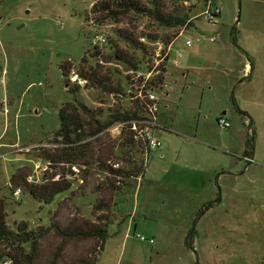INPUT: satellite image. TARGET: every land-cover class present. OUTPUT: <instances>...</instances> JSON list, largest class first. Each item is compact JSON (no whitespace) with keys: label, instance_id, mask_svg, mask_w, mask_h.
<instances>
[{"label":"rangeland","instance_id":"rangeland-1","mask_svg":"<svg viewBox=\"0 0 264 264\" xmlns=\"http://www.w3.org/2000/svg\"><path fill=\"white\" fill-rule=\"evenodd\" d=\"M100 1L0 0V198L5 201L7 225L16 230L25 222L37 231L52 223H96L97 216L106 215L97 205L108 199L112 178L96 159L80 169L52 167L44 160L45 152L53 153L59 146L55 143L59 110L67 102L82 104L100 124L138 109L143 117L147 114L143 104L139 108L135 103L142 89L126 78L129 74L136 78L134 69L117 58L100 62L121 87L120 93L108 94L84 87L86 82L76 74L80 60L94 47L111 56L117 45L118 51L141 60L137 69L145 73L158 45L164 53L173 43L171 56L183 49L186 55L179 61L192 63V72L181 78L186 70L181 63L179 68L171 66V56L160 63L166 82L169 77L180 79L177 86L153 90L159 101L156 137L161 146L148 152L137 133L143 126H136V131L131 129L134 145L125 150L122 131L135 120L114 121L91 138L94 158L106 164L144 162V176L139 181L127 178L117 197L112 208L116 219L108 226L96 264H264V0H137L146 9L158 4L164 14L187 16L176 38L177 29L160 26L149 14L136 11L117 23L107 19L97 23L101 17L89 10ZM215 8L220 13L210 22L207 13ZM114 30L132 34L149 49L136 51L117 39ZM99 34L105 43H94ZM217 35V42L185 46L187 39ZM66 62L73 66L64 77L60 66ZM245 63L252 70L243 75ZM76 84L79 89L70 92ZM221 116L229 128L218 124ZM20 168L28 173L31 185L66 173L71 188L49 205L23 188L15 189L20 190L16 195L9 179ZM60 243L53 230L47 233L39 241V257L33 264H47ZM95 244V240L67 243L56 264L86 257Z\"/></svg>","mask_w":264,"mask_h":264},{"label":"trees","instance_id":"trees-1","mask_svg":"<svg viewBox=\"0 0 264 264\" xmlns=\"http://www.w3.org/2000/svg\"><path fill=\"white\" fill-rule=\"evenodd\" d=\"M182 2L187 0H181ZM136 11L140 14H149L160 26L167 28H175L177 32L174 38L178 37L179 31L187 22V16L181 14H173L168 12L164 14L161 12V6L153 4L152 9L143 8L141 3L137 0H102L92 4L89 13L99 15L101 19H95L97 23L103 22L105 19L114 23L119 22V18L128 14L129 12ZM87 17V14L85 18ZM115 36L128 42L136 51L145 52L149 49L147 46L139 43L136 37L132 34H125L123 30H114ZM142 38V37H141ZM168 40L166 44H169ZM170 45V44H169ZM113 55L103 54L98 47H94L91 51L86 50L80 65L76 71L77 76L86 82L84 86L88 88H97L108 94H115L121 92V87L112 81L113 72L109 69L103 71L100 62L108 63L110 60L116 59L126 64L130 69L137 71L141 60L138 61L136 57L128 55L126 51H118V46H113ZM148 55L152 56L151 53ZM88 58L95 59L94 64H90ZM136 59V60H135ZM73 64L71 62L63 63L60 66L62 74L67 77L72 70ZM161 66V65H160ZM2 69L0 67V78ZM127 80L136 82L137 90L142 89L143 95L151 88L163 85L166 80L165 71L161 68L157 74L156 82H150L142 88L143 78H135L126 75ZM130 82V81H129ZM130 82V83H131ZM79 86L76 84L70 92H76ZM139 98V97H137ZM139 100H141L139 98ZM136 101V105L142 108V101ZM143 106H145L143 104ZM140 109L132 113H125L124 115H116L112 121H107L100 124L94 119L92 112L82 104H75L73 102L65 103L58 113L59 129L56 134V144L58 148L53 153L45 152L43 154L44 160L48 161L52 167L58 164L63 166L68 165L72 167L82 168L90 167L95 159L99 162V167L107 170V174L112 178L109 182L110 188L108 199H102L97 208L106 210L105 216H97L98 221L93 223L88 220H83L79 224L68 223L65 226H60L58 223H52L47 228H39L37 231L28 227L27 223L21 222L17 225L16 230H12L7 225V214L5 201L0 198V264H33L39 257V241L51 230L54 234L61 239V243L56 247L53 257L48 260L47 264H56L60 255L63 253L67 243L71 241L95 240L96 244L91 251L88 252L86 257L76 258L70 264H96L99 256L104 251L106 239L108 237V226L111 225L116 219V214L113 212V206L117 201V197L122 193L129 177H140L144 174V162L136 163L127 159L124 166L114 168L112 162L102 161L100 158H94V151L92 148L91 138L97 137L106 128H108L114 121L126 123L128 120H138ZM139 112V113H138ZM218 121V120H217ZM250 124V123H249ZM125 137V150L132 148L134 141L131 136V126L128 125L122 131ZM252 137V136H251ZM59 138V140H58ZM134 138V137H133ZM140 150V149H139ZM49 152V151H48ZM127 152V151H126ZM129 156V155H128ZM117 162V161H116ZM28 173L20 168L14 172L10 179V188L15 192V189H25L28 193L38 202L49 205L58 195L63 194L71 188V181L66 179V173L54 174V177L45 178L44 183L40 185H31L27 183ZM119 184V185H117ZM111 197L114 198L110 204ZM110 199V200H109ZM109 200V201H108Z\"/></svg>","mask_w":264,"mask_h":264},{"label":"built area","instance_id":"built-area-1","mask_svg":"<svg viewBox=\"0 0 264 264\" xmlns=\"http://www.w3.org/2000/svg\"><path fill=\"white\" fill-rule=\"evenodd\" d=\"M219 10L217 8H215L214 10L210 11L209 13H207V19L210 22H214L215 18L219 15ZM219 36H210V37H205V36H196L193 39H187L185 41V46H191L194 43H199L202 40H209L210 42L214 43L217 42L219 40ZM141 42H144V38H140L139 39ZM106 38L103 34H99L95 37L94 39V43L95 44H103L105 43ZM163 47L161 45H158V48L155 52V56H153V65L152 67H146L145 69V73H139L140 70H137L136 72V77H142L143 78V82H142V88L149 84L150 82H155L156 81V76L159 73V66L160 63L164 61V59L166 57H170L171 56V45H169L167 47V49H165V52H162ZM184 54V51L182 49H179L176 52L175 58H173L171 56V66L179 68L180 66V61L179 58L182 59ZM167 86L166 81L164 82L163 85H160V87L165 88ZM155 88H151L149 91H147L145 93V95H143L141 92L138 93V97L141 99L142 103L145 105L144 109L146 111V115L140 116L138 120H135L132 122V127L131 129L136 131V126H140L143 128H140L137 133H139V136L141 138V140L145 143L146 145V149L150 150V149H156L158 147L161 146L160 141L156 138L155 136V132L156 130H158L160 128V126H158L157 124V120H156V113L159 110V101H158V97L156 96L155 92L153 91ZM218 124L223 127V128H229L230 124L229 122L224 118V117H219L218 118ZM246 160H248L249 162H252V157L251 156H245ZM119 165L115 164L113 165L114 168H117ZM20 192V190L15 191V194L18 195ZM137 238H139L141 241H147L146 238H144L143 236H138ZM149 243H153V240L150 239L148 240Z\"/></svg>","mask_w":264,"mask_h":264},{"label":"crops","instance_id":"crops-1","mask_svg":"<svg viewBox=\"0 0 264 264\" xmlns=\"http://www.w3.org/2000/svg\"><path fill=\"white\" fill-rule=\"evenodd\" d=\"M173 44V43H172ZM172 44H171V46H172ZM183 50V49H182ZM184 51V50H183ZM185 55H186V52L184 51V54H183V58L185 57ZM181 63V66H182V68L184 69V70H186V71H183L182 72V77L181 78H187L190 74H191V72H192V63H190V62H188V61H185V62H180ZM249 68H250V70H252V67H251V65L249 64V63H245V66L243 67V75H245L247 72H248V70H249ZM186 72H188L187 74H186ZM179 83H180V79L178 78V77H175V79H174V77H169V79L167 80V82H166V84H167V87L170 85H175V86H177V85H179ZM169 97V92L167 91L166 92V94H165V100H167V98ZM225 114V113H224ZM223 113H222V115H224ZM160 119H161V117L159 116V111H158V114H157V117H156V120H157V124H158V126L160 125ZM227 120V119H226ZM250 122H251V120H250ZM190 129V128H189ZM196 130V129H195ZM155 132V136H156V132H157V130L156 131H154ZM157 138V137H156ZM152 150H156V149H150V150H148V152L150 151H152ZM147 152V153H148ZM162 156V155H161ZM170 166V165H169ZM169 170L167 169L166 170V173L168 172ZM143 176H144V174H143ZM143 176H141V177H143ZM141 177H137V178H135V180H140L141 179ZM137 181V182H138Z\"/></svg>","mask_w":264,"mask_h":264},{"label":"water","instance_id":"water-1","mask_svg":"<svg viewBox=\"0 0 264 264\" xmlns=\"http://www.w3.org/2000/svg\"><path fill=\"white\" fill-rule=\"evenodd\" d=\"M239 7H240V5H239ZM240 9V8H239ZM225 112H223V114H224Z\"/></svg>","mask_w":264,"mask_h":264}]
</instances>
